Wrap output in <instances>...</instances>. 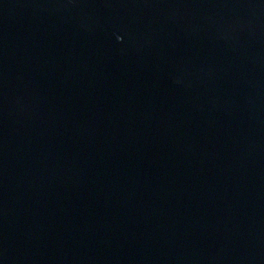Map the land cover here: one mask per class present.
Masks as SVG:
<instances>
[{"label":"water","instance_id":"water-1","mask_svg":"<svg viewBox=\"0 0 264 264\" xmlns=\"http://www.w3.org/2000/svg\"><path fill=\"white\" fill-rule=\"evenodd\" d=\"M0 264H264V0H0Z\"/></svg>","mask_w":264,"mask_h":264}]
</instances>
